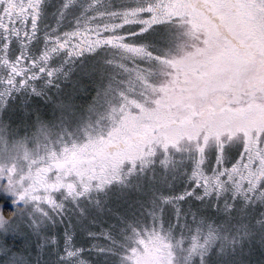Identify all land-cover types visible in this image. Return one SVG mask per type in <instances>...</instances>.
I'll list each match as a JSON object with an SVG mask.
<instances>
[{
	"label": "snow or ice",
	"instance_id": "obj_1",
	"mask_svg": "<svg viewBox=\"0 0 264 264\" xmlns=\"http://www.w3.org/2000/svg\"><path fill=\"white\" fill-rule=\"evenodd\" d=\"M0 264H264V0H0Z\"/></svg>",
	"mask_w": 264,
	"mask_h": 264
}]
</instances>
